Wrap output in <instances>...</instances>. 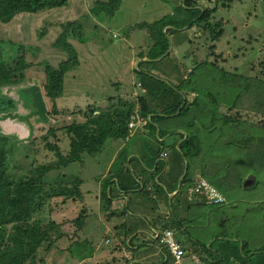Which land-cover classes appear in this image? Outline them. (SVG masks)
<instances>
[{"label": "rangeland", "instance_id": "rangeland-1", "mask_svg": "<svg viewBox=\"0 0 264 264\" xmlns=\"http://www.w3.org/2000/svg\"><path fill=\"white\" fill-rule=\"evenodd\" d=\"M94 1L96 0H69L67 7L35 15L21 14L10 23L0 25L2 37L14 41L22 39L30 48H36L33 55L29 53L27 56L32 66L27 72L28 80H25L26 83L30 82L35 86L43 83L44 76L43 65L35 67L38 62L47 60L50 65L57 66L66 59L65 53L52 45L61 31V24L74 20L83 22L86 41V44H82L77 40H69L78 53L79 67L65 77L63 95L55 101L57 114L51 113L52 102L44 97L47 114L52 117L46 123H36L33 119L29 122L22 121L18 117L33 112L30 98L21 90L25 84L3 88L0 96L11 98L18 104L15 111H11V118L0 120V135L7 137L10 142H16V158H13V161L17 168L24 165L26 168L33 163L47 166L57 162L56 155L45 148L42 139L51 127L58 130L55 142L60 147V152L67 156L70 152L69 141L66 138L68 135L61 127L72 122H83V114L89 105L105 106L111 100L121 98L134 102L136 109H139V98L142 96L152 112L151 116L139 117L141 120H137L135 127L131 129L130 138L107 139L100 153L94 157L83 155L81 162L71 163L66 168L45 175L47 182H54L61 173L67 174L68 181V175L70 180L80 178L81 199L77 203L69 200L64 204L61 198H54L45 203L39 217L44 221L63 220L70 223L81 215L80 212L84 208L85 213L82 216L85 221L78 232L73 224L72 229L69 225L64 227L68 234L75 235L73 238L69 235L56 241L50 252H39L43 264H108L115 262L114 259L119 262L118 258L124 257V254L129 256L128 252L135 261L142 264L151 262L160 264L166 261L167 257L171 256L168 248L156 239L160 240L164 236L165 230H161V227L163 221L170 218L171 206L170 201L168 205L165 204L164 196L167 192L164 190L165 195H159L154 185L163 187L160 181L158 182L163 173L164 180L172 181L181 174L176 183L178 189L180 187L183 189L182 181L187 164L191 169L198 167L195 168L193 183L198 178H204L221 195L223 201L212 206L218 208L237 206L236 210L234 208L228 210L229 215L242 216L246 224L248 221L252 222V216L258 213L256 205L264 202V180L261 181L264 179V168H261L263 166L260 167L254 159L247 160L246 156L248 152L254 150L253 148L233 146L238 137L234 134L237 127L232 123L224 125L230 131L223 135L222 140L221 135L216 136L218 140L209 138V134L204 130L211 123L204 121L205 112L201 104L204 102L202 100L204 94L211 89L212 97L218 102L217 113L219 116L222 115V118L216 117V126L222 127L223 117L230 116L236 120L254 122L264 128V0H201L200 7H216V12L210 18L212 25L217 23L221 26L222 32L216 41L211 39L212 32L203 25H187L183 29L177 27H180V23L174 16L175 11L178 12L177 15L183 14L179 9L182 0H122L113 17L103 18L100 15L97 20L87 17L83 20L82 17L85 15L96 17L91 12ZM162 21L163 26H159ZM147 25L157 30L156 40L149 36ZM159 42L163 50L166 49L161 55H157L158 51L155 52ZM138 67L140 71L137 70ZM220 70L224 71L223 74H236L246 79L261 80L258 82L260 86L247 85L248 81H244L239 88L240 82H235L233 78H230L227 84L219 79L217 72ZM192 72L194 73L191 74ZM99 73L101 75H98ZM107 77L112 79L113 84L120 83L118 92L109 94L102 91L103 88L111 87ZM188 78L190 79L185 85L184 82ZM193 81L198 82L196 86L195 83H191ZM179 84H182L181 91H185V98L182 97L180 103L174 104L173 92L170 90L174 88L169 87ZM191 87H194L196 93L191 92ZM231 88L238 93L236 100L238 106L227 110L222 101L227 98V89ZM101 91L109 95L101 94ZM162 94H166V98H162ZM197 96V100H194ZM168 99L173 100L171 103L177 107H168ZM193 100L194 104L191 107ZM181 110L182 117L179 114ZM258 131L257 129L250 134L264 135V130ZM246 132L249 133V130ZM192 134L197 135L203 152L205 146H216L212 150L213 158L206 155L203 157V154L197 155L195 159L182 156L180 145L186 136ZM48 138L51 144H55L53 137ZM171 138L175 139L171 144H167ZM230 141L232 145H229ZM118 148L123 149L118 157L122 162L131 150L138 153L130 159L132 168L124 166L116 174L123 180L129 175L133 177L136 174L137 179L133 177L136 191L133 194L127 192L126 198L118 199L106 208L102 205L103 201L98 197L97 191L102 182L104 183L103 180L114 174L113 169L108 167L116 159L115 153ZM182 150L185 148L182 147ZM110 153L112 154L109 157ZM158 153L164 154V157ZM156 162L162 166V174H159L160 167L155 171ZM203 162L206 164L204 170ZM201 171L207 175L201 176ZM21 172L22 174L26 172L27 175L28 170L22 169L15 172V175L18 176L17 174ZM224 175L227 178L224 179ZM234 175L242 177L243 181L240 184L242 188L233 181ZM248 177L254 178L255 184L242 186ZM224 180L227 182L225 188L229 192L227 196L214 185ZM254 186L256 187L253 190H244ZM111 187L113 188L112 185ZM176 194L177 189L170 192L167 199ZM187 199L188 201L192 199L189 188ZM173 203L175 204V199ZM181 205L179 210L182 212L186 203L181 202ZM206 205L211 204L206 202ZM209 209L211 213L208 217L211 222L200 224L201 228H207L200 239L208 242L209 231L216 229V221L212 219L216 209L212 207ZM188 213L189 211H185L182 214L186 217ZM139 230L141 232L135 235ZM168 232L172 234L171 230ZM174 236L175 232L173 238ZM181 237L178 235L177 239ZM75 242L77 247L72 246ZM81 244L83 247L79 246ZM250 244L253 249H260L264 245V237L255 236ZM121 246L128 248L126 253L118 249L123 248ZM184 252L186 254L180 262H175L173 258L174 262L170 264H195L196 260L191 254ZM141 256L146 257L139 260ZM123 261L119 264H124ZM253 262L255 263V258Z\"/></svg>", "mask_w": 264, "mask_h": 264}, {"label": "trees", "instance_id": "trees-1", "mask_svg": "<svg viewBox=\"0 0 264 264\" xmlns=\"http://www.w3.org/2000/svg\"><path fill=\"white\" fill-rule=\"evenodd\" d=\"M68 1L69 0H0V25L10 23L16 16L21 14L35 15L51 9L67 7ZM200 1L201 0L181 1V8L179 9L182 10L183 14L177 15L178 12L175 11L174 16L175 20H178L180 23V27H177L179 29H183L187 25H203L205 29H209L212 32L211 39L216 41L222 32L220 31V24L215 23V25H212L213 22L210 21L211 16L216 12V7H200ZM121 2L122 0H96L93 2V8L91 9L92 14L96 15V17L85 15L82 19L84 20V18L87 17L89 19L94 18V20H97V17H100V15H102L103 18L104 16L111 18L118 11ZM223 7H225L224 3ZM163 21L159 26L163 24ZM170 26L173 27V25ZM146 28L147 32H149V36L153 40H156L157 30H154V28L149 25H147ZM83 30V22L80 20L67 21L61 24V31L52 45L54 48L65 53L66 59L59 62L57 66L50 65L47 63V60H42L35 66L40 67L43 65L44 76L43 83L40 87L43 92V98L45 97L52 102V114L58 113L55 101L63 95L64 80L66 75L79 67L78 53L69 40H77L79 43L86 44ZM165 50H163L161 42L157 43V47L155 48V52L158 51L157 55L163 54ZM34 51H36V48H30L22 39L14 41L0 35V95L3 88L21 86L30 83L25 82V80H28L27 72L32 66L31 61L28 60L27 56L29 53L33 55L35 53ZM137 70L140 71L139 67ZM223 72V70H220L217 74L220 77L219 79H221V81H225L227 84L230 82L229 79L233 78L235 82H240V85L238 86L239 88L242 84L241 82L244 81H248L247 85L250 84L254 87L260 86V83L258 82L261 80L246 79L236 74H223ZM193 73L194 72L191 74ZM98 75L101 74L99 73ZM104 77H106V75H104ZM107 78L111 87L103 88L102 91H106L109 94L111 92H118L120 89V83L113 84L112 79L109 77ZM189 79L190 78L186 79L184 82L185 85ZM191 83H195V81ZM197 83L198 82L195 83V86ZM106 85L108 84L106 83ZM181 86L182 84L174 87L171 85L169 87L174 88L170 90L173 92L175 101L168 99V107H177L174 104L176 102L180 103L182 97L185 98V91H181ZM150 88H152V86H150ZM193 88L194 87H191V92L196 93ZM102 91L101 94H104ZM211 92V89H208L202 99L204 102L201 104L205 112L206 119H204V121H210L211 123L209 127H205L204 132L208 133L209 138H214V140H218L216 136L221 135L220 140H222L223 135H226V133L228 134L230 131L229 128L224 125H226V123H232L234 127H237L234 134H237L238 137L236 138L238 141H235L236 143H233V146L253 148L254 150L252 152H248V156H246L247 160L254 159L260 167L263 166L261 168H264V135L262 136L258 133L250 134L257 129L260 131L264 130V128L254 122L250 123L248 121L236 120L230 116L228 118L223 117V123L221 124L223 125L222 127L216 126V117L222 118V115L219 116V113H217L218 102L212 97L213 95ZM226 93L227 98L222 101L224 103L222 105H224L227 110L237 108L238 105L236 100H238V93L232 88L227 89ZM107 94L105 93L104 95ZM26 95L29 97L28 94ZM161 97L166 98V94H162ZM197 98L198 96L194 98V100H197ZM139 100V109H136L137 107L134 102L121 98L111 100L110 103H106L105 106H100V104L87 106L85 109L86 111L83 114V122H72L68 126L61 127V129L65 131L69 137H66L69 141L70 148V152L67 156H64L60 152V147L55 142L57 140L56 136L58 130L51 127L42 139L44 141L45 148L52 151L56 155L57 162L47 166L33 163L29 167L26 166V168L24 167L25 165L22 168H17L14 164L15 161H13V158H16V142H10L7 137L0 135V264H43V260L39 257L41 253L50 252L54 248L53 244L56 243V241L67 238L70 235L64 227L68 225L71 227V224H73L76 232L82 229L85 221V218L82 216L85 213L84 208L80 212L81 215L73 219L70 223L63 220L61 222L54 220L44 221L39 217L42 209L45 207V203L54 198H61V201L64 204H66L69 200H71L72 203H77V201H80L81 199L79 186L82 184V181L80 178L75 177L70 180V175H68V181V179H66L67 174L63 175V173H61L54 182H47L45 181V175L52 171H58L66 168L71 163L81 162L83 155L94 157L100 153L107 139H128V123L130 122V118L133 113L136 112L135 115L138 118H144L151 116L152 114L149 110V106L145 103L144 98L140 96ZM194 100L191 107L194 104ZM171 101H173L174 104L171 103ZM17 105L18 104H16L11 98L0 96V120H7L11 118V111L14 112ZM196 107H198V105H196ZM95 112L98 114H95ZM182 112L183 110L179 113L180 117L183 116ZM47 116L49 121L52 117L49 114H47ZM246 130H249V133L246 132ZM48 137H53V142L55 144H51V142L48 141ZM181 139L183 138L181 137ZM229 145H232L231 141L229 142ZM182 147H184L185 150H182ZM215 148L216 146H205V152H203L201 142L195 134H192L189 137L186 136L180 145V149L183 152L182 156H190L194 159L199 154H203V157L206 155L209 158H213L212 150ZM156 164L157 168H155V171L158 167L161 168L160 171H163L160 163L156 162ZM205 165L206 164L203 162L202 170H204ZM114 167H116V164H114L111 168L113 169ZM195 168L198 169V167L191 169L190 165L187 164L186 174L182 181L184 187L183 189L180 187L177 194L169 200L167 199L168 194L177 189L176 180L178 178L180 179L181 174L176 178V180H174V188L172 186L171 188L168 187V190L164 189L167 192L166 195L161 186L154 185V188H156L159 192V195H165V204L168 205V202L170 201L169 206H171V208L169 207L171 211L170 218L163 221L161 230H171L173 235L175 232V241L184 251L191 254L192 258L196 260L195 264H239V262L240 264H264V245L260 249H253L250 247V242L255 236L264 237V202L256 205L258 213L252 216V222L248 221V224H246L245 218L242 216L237 214L229 215V211L233 208L236 210L237 206L218 208L214 205H206L203 198L199 199L201 198L200 196L196 198L194 197L188 201L187 189L193 186V177L196 171ZM22 169L28 170L27 175L26 172L25 174H22L21 172L17 174L18 176H16L15 172L17 173ZM120 169L121 167L117 170H113L115 172L112 178L117 179V181L111 182L112 178L109 177L108 179L106 178L104 183L102 182L99 186V198L103 201L102 205L106 208H108L115 199L114 188L110 187L112 184H117L116 188L119 192H125L129 190V188H132L133 182L135 181L133 180V177L136 179L135 176L131 177L132 182H130L132 184L126 187L119 184L118 179L123 180V178L116 176ZM205 175H207V173L201 171V176ZM225 178H227L226 175H224V179ZM263 180L264 179L261 181ZM224 181L221 183H214V185L222 194L227 196L229 192L228 189L226 190L225 188V183L227 182L226 180ZM233 181L240 187L243 179L240 175H234ZM255 187L256 186L244 190L250 191L255 189ZM174 199L175 204H172ZM181 202L186 203L182 212L179 210V207L182 206ZM211 207L216 209L212 218L216 221V229L215 231H209V242L201 241L200 238L206 232L207 228H201L200 224L201 222H211L208 217L211 213V210L209 209ZM185 211H189V213L186 214V217L182 214ZM202 214H204V216ZM178 235L182 236L181 239H177ZM74 236L70 235L72 238ZM156 240L163 244L159 239ZM76 243L77 242L72 244V246L77 247ZM72 246L70 247L72 248ZM79 246L83 247L82 244ZM118 249L127 251L128 248L119 247ZM128 253L130 254V252ZM253 258H255V263L253 262ZM118 259L120 260L119 262L114 259L113 261H117V263L109 262L108 264H119L123 260L124 264H142L135 261L132 256H130V259H127V257H121ZM172 260L173 256H168L167 260L160 264H170L174 262Z\"/></svg>", "mask_w": 264, "mask_h": 264}, {"label": "built area", "instance_id": "built-area-1", "mask_svg": "<svg viewBox=\"0 0 264 264\" xmlns=\"http://www.w3.org/2000/svg\"><path fill=\"white\" fill-rule=\"evenodd\" d=\"M136 119V116L131 117V123H129L130 128L134 126L133 121ZM189 195L192 198L202 196L205 201L211 205L219 204L223 201L221 195L215 190V188L202 178L196 182L194 187L189 189ZM169 235V232L165 231L163 238H160V242L168 248V251L170 255L173 256L175 262H180L181 258L185 255V252L173 238V233L170 236Z\"/></svg>", "mask_w": 264, "mask_h": 264}, {"label": "crops", "instance_id": "crops-1", "mask_svg": "<svg viewBox=\"0 0 264 264\" xmlns=\"http://www.w3.org/2000/svg\"><path fill=\"white\" fill-rule=\"evenodd\" d=\"M142 60H143V58H142ZM179 132H182V131H179ZM175 137V136H174ZM175 138H171L170 140H168L167 141V144H171L172 143V141L174 140ZM121 147V146H120ZM121 151H123V150H119V148L116 150V153H115V158L116 159H114V162H111L110 163V165H109V167L108 168H111V167H113V165L114 164H116V167H114L113 168V170H117L118 168H123L124 166H128L129 168H132V166H131V164H130V159L132 158V157H134V156H136L138 153L136 152V150H131L130 152H129V154H127V157L124 159V161L122 162V160L120 161L119 160V152H121ZM111 154L112 153H110L109 154V157L111 156ZM118 155V156H117ZM122 156V155H121ZM140 158V157H139ZM119 161V162H118ZM118 163H120V166H118ZM115 172V171H114ZM113 172V173H114ZM163 173V171H160L159 172V174H162ZM162 175H164V173L162 174ZM162 175L160 176V179H158V182L160 181V184L163 186L162 187V189L164 190H168V187H172L173 186V182H174V180L172 181V180H164L163 179V177H162ZM135 177H136V174L134 175ZM110 177H111V175H110ZM112 177H113V175H112ZM111 177V178H112ZM178 177V176H177ZM176 177V178H177ZM137 179V178H136ZM139 179V178H138ZM162 179V180H161ZM105 180V179H104ZM103 180V181H104ZM140 181H142V179H139ZM176 180V179H175ZM114 181H117V179H114V178H112V180H111V182H114ZM118 181L120 182L119 184H122L124 187H126V186H128V185H130V184H132L131 182H132V179H131V176L129 175V176H127V179L126 180H119L118 179ZM129 181V182H128ZM131 181V182H130ZM116 185L117 184H112V186H113V188H114V196H115V199L112 201V204H113V202L114 201H116V200H122L123 198H126V193L127 192H129V193H131V194H133L135 191H136V187L135 186H132V188H129V190H127V191H125V192H117L118 190H117V188H116ZM151 186H152V184H151ZM165 186V187H164ZM111 187V186H110ZM167 187V188H166ZM143 188V186L141 185V189ZM169 188V189H170ZM173 188H174V186H173ZM156 189V188H155ZM177 191H178V188H177ZM99 192V188H98V191H97V193ZM174 193H176V191L174 192ZM92 194V193H91ZM98 197H99V194H98ZM168 197H170L169 195H168ZM139 232H141V230H139L135 235H137V234H139ZM134 235V236H135ZM136 238V237H135ZM129 244H131V242H129ZM132 245V244H131ZM124 251V253H126L125 252V250H123ZM125 256L124 257H127V259H130V254H129V256L127 255V254H124ZM145 257L146 256H141L140 257V259L139 260H141V259H145ZM138 260V261H139Z\"/></svg>", "mask_w": 264, "mask_h": 264}, {"label": "water", "instance_id": "water-1", "mask_svg": "<svg viewBox=\"0 0 264 264\" xmlns=\"http://www.w3.org/2000/svg\"><path fill=\"white\" fill-rule=\"evenodd\" d=\"M23 91L29 95L33 110V112L30 114L23 116L24 120L28 121V119H32L34 117L36 123H46L48 121L47 109L39 88L36 86H29ZM254 182V178L248 177L246 180H244L242 185L247 187V185H253Z\"/></svg>", "mask_w": 264, "mask_h": 264}, {"label": "clouds", "instance_id": "clouds-1", "mask_svg": "<svg viewBox=\"0 0 264 264\" xmlns=\"http://www.w3.org/2000/svg\"><path fill=\"white\" fill-rule=\"evenodd\" d=\"M29 86H35V85H32V83L25 84V88H27V87H29ZM36 87L39 88V90H40V92H41V95H42V89H41V87H40L39 85H36ZM25 88H24V89H25ZM24 89H23V88L21 89L22 92H24V91H23ZM29 98H30V97H29ZM42 98H43V96H42ZM57 100H58V99H57ZM43 101H44V98H43ZM44 103H45V101H44ZM45 106H46V103H45ZM31 111H33V110H31ZM95 114H98V113L95 112ZM27 115H28V114H27ZM132 116H136L135 113H133ZM132 116H131V117H132ZM136 117H137V116H136ZM137 120L140 121L141 119L137 117V119L133 121L134 126L130 128V127H129V123H131V118H130V122L128 123L129 138H130V132H131V129H133V128L135 127V125H136V121H137ZM122 150H123V149H122ZM121 153H122V151H121ZM121 153H120V154H121ZM159 156L164 157V154H161V153H160ZM199 179H201V178H198V179L192 184L193 186H191L190 188L194 187V186L196 185V182H197ZM202 179H204V178H202ZM190 188H189V189H190ZM196 197H198V196H196ZM196 197H195V198H196ZM200 197L203 198L202 196H200ZM203 199H204V198H203ZM204 200H205V199H204Z\"/></svg>", "mask_w": 264, "mask_h": 264}, {"label": "flooded vegetation", "instance_id": "flooded-vegetation-1", "mask_svg": "<svg viewBox=\"0 0 264 264\" xmlns=\"http://www.w3.org/2000/svg\"><path fill=\"white\" fill-rule=\"evenodd\" d=\"M25 116V115H24ZM22 121L24 120V117L23 116H18ZM33 120L35 119L34 117L32 118ZM30 121V119H28V121L27 122H29ZM35 121V120H34Z\"/></svg>", "mask_w": 264, "mask_h": 264}]
</instances>
